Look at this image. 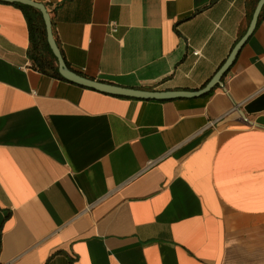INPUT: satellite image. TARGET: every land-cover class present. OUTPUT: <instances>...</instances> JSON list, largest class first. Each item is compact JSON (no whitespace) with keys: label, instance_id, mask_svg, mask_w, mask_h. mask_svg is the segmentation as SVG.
Segmentation results:
<instances>
[{"label":"crops","instance_id":"crops-1","mask_svg":"<svg viewBox=\"0 0 264 264\" xmlns=\"http://www.w3.org/2000/svg\"><path fill=\"white\" fill-rule=\"evenodd\" d=\"M33 1L70 69L188 91L255 5ZM27 34L22 10L0 1V264H264V14L221 84L196 97L117 96L48 76Z\"/></svg>","mask_w":264,"mask_h":264},{"label":"water","instance_id":"water-1","mask_svg":"<svg viewBox=\"0 0 264 264\" xmlns=\"http://www.w3.org/2000/svg\"><path fill=\"white\" fill-rule=\"evenodd\" d=\"M0 1L9 2V3L17 2V3L29 5L40 11L45 26L47 43L56 59L57 71L64 79L76 83L78 85L92 88L94 90L104 92L107 94L142 98V99H169V98H177V97H196L207 94L213 89L214 86L221 84V79L223 75L232 65L243 43L246 41V39L249 37V35L253 32L254 28L256 27L261 9L264 6V0L256 1L253 10L251 12L250 19L248 21L245 32L230 49L229 53L222 61V63L218 66L215 72L204 83L202 87L193 91H188V90H147V89L123 87L102 80H97L90 77H86L84 75H80L78 72L66 66L62 58L60 49L58 48V45L56 44V41L54 40L52 35L49 14L42 3L33 0H0Z\"/></svg>","mask_w":264,"mask_h":264},{"label":"trees","instance_id":"trees-1","mask_svg":"<svg viewBox=\"0 0 264 264\" xmlns=\"http://www.w3.org/2000/svg\"><path fill=\"white\" fill-rule=\"evenodd\" d=\"M256 1L257 0H255L253 4H255ZM11 4L20 8L26 19L27 33H28L27 35L29 40V45L27 47L26 53L28 58L32 62V66L48 76L64 79L57 71L56 59L47 43L45 26L40 11L29 5H25L17 2H13ZM252 8L253 7L251 6V8L248 11V15H247L248 20L250 19ZM263 14H264V6L261 9L257 24L263 17ZM62 58L66 66L70 68L63 55ZM79 74L83 75L82 73ZM70 263L71 262L68 261V264Z\"/></svg>","mask_w":264,"mask_h":264},{"label":"built area","instance_id":"built-area-1","mask_svg":"<svg viewBox=\"0 0 264 264\" xmlns=\"http://www.w3.org/2000/svg\"><path fill=\"white\" fill-rule=\"evenodd\" d=\"M108 28L110 32H114L116 30V24L113 21H110L108 23ZM194 53L197 54L198 51L195 50ZM148 164H150V162Z\"/></svg>","mask_w":264,"mask_h":264}]
</instances>
